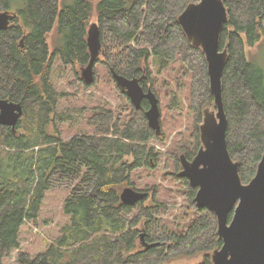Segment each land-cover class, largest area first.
<instances>
[{"label":"trees","instance_id":"trees-1","mask_svg":"<svg viewBox=\"0 0 264 264\" xmlns=\"http://www.w3.org/2000/svg\"><path fill=\"white\" fill-rule=\"evenodd\" d=\"M223 1L228 11L220 36L221 50L229 53L222 77L228 149L248 184L264 156V70L248 59L246 47L264 38V0ZM197 2L0 0V12L17 15L0 34V100L24 107L14 129L0 125V264L20 250L23 228L39 219L52 189L68 192L63 206L68 222L46 252L36 257L20 252L18 264H171L197 258L194 264H213L212 253L223 246L217 216L197 207V189L177 171L181 155L191 161L200 150L204 110L215 102L205 53L189 42L179 23L188 5ZM94 23L105 54L95 62L92 86L101 80L98 63L108 83H114V72L139 78L166 103L174 131L184 124L176 90L184 94L187 86L189 141L181 131L171 149L157 152L151 144H166L167 134L163 119L160 137L149 127L146 100L140 109L128 100L129 112L122 110L119 116L96 107L89 115V132L61 138L56 110L65 94L54 85V60L60 58L66 68L79 66L81 83L91 86L84 82L82 69L91 60L87 38ZM55 27L61 41L51 53L47 36ZM153 58L159 65L156 75L149 71ZM165 73L172 80L159 78ZM52 125L55 134L49 131ZM164 156L173 157L175 172L165 169L163 178L178 181L177 192L187 198L186 211L170 216L172 203L158 198V184L136 189L152 192L153 205L147 200L136 207L123 204L122 190L137 184L132 175L142 168L149 178L147 172H155ZM142 222L147 224V240L162 245L147 250L137 229Z\"/></svg>","mask_w":264,"mask_h":264},{"label":"water","instance_id":"water-1","mask_svg":"<svg viewBox=\"0 0 264 264\" xmlns=\"http://www.w3.org/2000/svg\"><path fill=\"white\" fill-rule=\"evenodd\" d=\"M16 18L14 13L0 12V34L8 30ZM227 21L228 11L223 0L191 3L179 17L189 42L205 53L216 108L204 110L200 126L202 146L193 161L181 155V176L197 189L194 199L197 206L210 209L217 216L218 235L223 246L214 251L213 264H264V156L255 177L244 184L239 174L240 164L233 160L228 149V116L222 77L229 53L220 48L221 32ZM87 42L91 60L82 69V78L90 85L94 82L95 62L102 50L101 31L97 23L90 26ZM113 79L135 108L140 109L144 100L149 101L150 107L145 112L148 125L160 137L162 111L155 92L152 89L145 91L139 78L129 79L114 72ZM23 114L22 103L0 100L1 126L14 129ZM147 196L146 192L126 188L121 193V201L127 206H134ZM154 245L158 244L147 247Z\"/></svg>","mask_w":264,"mask_h":264},{"label":"rangeland","instance_id":"rangeland-1","mask_svg":"<svg viewBox=\"0 0 264 264\" xmlns=\"http://www.w3.org/2000/svg\"><path fill=\"white\" fill-rule=\"evenodd\" d=\"M93 21L97 22L96 13L94 14ZM60 41L61 37L58 33V27H55L47 36V43L51 53L55 51L56 46L60 43ZM246 52L248 59L261 66L264 70V38L255 47L247 46ZM173 66L174 65L172 64L166 72H170V70L173 69ZM96 70L99 72L101 77V80L98 82L99 84H97L96 87L91 84V86L86 88V86L81 83L82 79H80L79 75L81 73V69L79 66H77V69H71L62 66V63L58 60V58L54 61L52 69L54 85L59 93L65 94V96L60 100V104L56 110L57 121L59 123L58 130L60 128L61 138L63 140H68L76 134L89 132V115L91 110H94L96 107L100 110H113L115 116H119L122 110L129 112V106L126 107V105L129 104L127 100L128 97L121 93L115 82H107L108 78L105 74L106 70L102 69L101 64L98 63ZM149 71L155 75L159 72V65H156L154 58L153 60H150ZM159 78L172 80V78L166 73L160 75ZM187 89V86L184 87V94H181L178 90H176L181 101V105L179 107L184 116L182 130L174 131V119L168 116L169 114L166 103H161L162 119L167 139L166 144L161 145L157 142L151 144L156 147L157 152L165 153V151L171 149V145L177 140L178 134L181 131L184 132V136L187 135L188 141L190 140L189 137L192 131L191 120L189 119L186 124V117L190 116L192 119V113L188 109ZM211 110H216L215 105L211 108ZM23 127L26 126L23 125ZM186 127H188V133L186 132ZM54 129L55 128L52 125V128L49 131L55 134ZM169 135L170 137H168ZM190 144L192 146V141H190ZM158 167L159 168L155 172H147V174L150 175L149 178H146L147 169L145 170L141 168L135 172L132 175V180L137 184L132 185L131 188L144 189L147 185L158 184V198L172 203L170 216H175L186 211L184 204H186L185 201L187 198L182 192H177L180 187L177 183L178 181L175 180L173 176L163 178L165 169L170 170L171 173L175 172L173 157H162L158 161ZM182 169L183 168L180 165L177 170L178 175ZM172 178L174 180H172ZM169 191H171V194ZM184 193L186 192L184 191ZM67 198L68 192L65 189H52L46 193V198L44 200L39 219L35 223L32 222L26 224L21 232L20 250L13 251L12 256L6 259L4 264H18L20 252H28L33 257L46 252L49 244L59 237L60 228L68 222V218L63 212L64 202ZM152 198L147 200V205H153ZM197 260L198 258L194 260H182L171 264H192L196 263L195 261Z\"/></svg>","mask_w":264,"mask_h":264},{"label":"flooded vegetation","instance_id":"flooded-vegetation-1","mask_svg":"<svg viewBox=\"0 0 264 264\" xmlns=\"http://www.w3.org/2000/svg\"><path fill=\"white\" fill-rule=\"evenodd\" d=\"M15 14V13H14ZM47 45H48V43H47ZM54 52V51H53ZM104 50L102 49L101 50V52H100V54H99V56H104ZM130 79V78H129ZM142 84V83H141ZM117 86V85H116ZM143 86V85H142ZM117 88L121 91V93L122 94H124L126 97H127V95H126V93L125 92H123L122 90H121V88L119 87V86H117ZM143 88L145 89V91H148L149 89H152L151 88V86H148V87H144L143 86ZM127 100H129V98L127 99ZM130 101V100H129ZM147 101V100H146ZM148 103H149V101H147ZM23 105V104H22ZM149 107H150V103H149ZM149 109V108H148ZM23 110H24V107H23ZM23 117H24V114H23V116L21 117V119H20V121L23 119ZM19 123V122H18ZM18 125V124H17ZM12 128V127H11ZM198 154V153H197ZM196 154V155H197ZM196 157V156H195ZM194 157V158H195ZM194 158L191 160V161H193L194 160ZM180 165H181V159H180ZM182 171V170H181ZM181 171L179 172L180 173V176H181ZM182 177V176H181ZM144 192H146V193H148V196H147V198L145 199V200H149V199H151L152 198V193H150L148 190H145ZM145 200H144V202H145ZM194 202H195V200H194ZM140 203V202H139ZM139 203H137L136 205H134L135 207L136 206H138V204ZM196 203V202H195ZM197 205V204H196ZM198 207V206H197ZM200 208V207H199ZM233 215V214H232ZM232 215L230 216V222H231V220H232ZM138 230H139V232H140V237H141V242L143 243V245L147 248V250L148 249H153V248H155V247H159L160 245H162L161 244V242L160 241H156V242H151L150 240H147V238H148V231H147V224H145L144 222H142V225H141V227H138L137 228ZM152 244H158V245H154V246H151V247H147V245H152ZM214 253V252H213ZM213 253H212V255H213ZM185 260V259H184ZM200 260H203V258L202 259H200ZM179 262V261H178ZM196 262V261H195ZM175 263H177V262H175ZM192 264H194V263H192Z\"/></svg>","mask_w":264,"mask_h":264},{"label":"crops","instance_id":"crops-1","mask_svg":"<svg viewBox=\"0 0 264 264\" xmlns=\"http://www.w3.org/2000/svg\"><path fill=\"white\" fill-rule=\"evenodd\" d=\"M57 58H58V57H57ZM58 60L62 63V61L60 60V58H58ZM54 61H55V60H54ZM53 65H54V64H53ZM62 66H64L63 63H62ZM64 67H66V66H64Z\"/></svg>","mask_w":264,"mask_h":264}]
</instances>
